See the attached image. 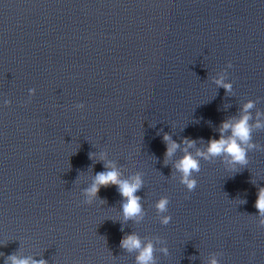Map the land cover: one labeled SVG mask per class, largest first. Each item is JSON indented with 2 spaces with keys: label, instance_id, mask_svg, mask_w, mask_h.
Returning a JSON list of instances; mask_svg holds the SVG:
<instances>
[{
  "label": "clouds",
  "instance_id": "9594fccd",
  "mask_svg": "<svg viewBox=\"0 0 264 264\" xmlns=\"http://www.w3.org/2000/svg\"><path fill=\"white\" fill-rule=\"evenodd\" d=\"M229 66L232 65L229 63ZM217 85L224 87L226 91L231 90V84L224 82L223 78L216 81ZM253 107V103L249 102L243 106V115L239 119H230L221 123L219 132V138H212L207 143L206 151H197L196 156H193L188 149L195 145V141L188 140L187 138L183 141L187 147L184 148V155L175 163V169L182 174L181 182L186 185L189 191H193L197 182L192 178L193 172H199L200 161L198 157L209 159L210 157L224 156L228 158L230 164L246 165L247 164V149L255 147L249 143L251 139V126L249 125L250 115L247 114L248 110ZM257 128L264 127L259 122L256 124ZM231 131L230 136H225V133ZM164 141L167 144L165 156L171 157L180 147L168 135L164 136ZM111 167V170L97 173L92 186L87 189L89 197H94L99 193L101 187H108L115 185L120 195L124 198L125 202L122 204L123 213L125 219H132L140 216L142 208L140 205V197L135 193L141 188L142 181L139 176L133 177L131 180H121L120 173L115 169L114 166L106 165ZM169 201L166 198H162L158 201L156 207L160 212L167 210ZM256 208L261 215H264V188L259 189L256 200ZM169 217H164L163 223L169 222ZM121 247L128 251L138 250L139 255L137 256V264H154L153 260V246L151 243L142 245L140 238L131 234L126 236L122 242ZM8 260L11 264H46L45 261H35L32 259H19L15 255L10 256ZM215 264V261H213Z\"/></svg>",
  "mask_w": 264,
  "mask_h": 264
}]
</instances>
